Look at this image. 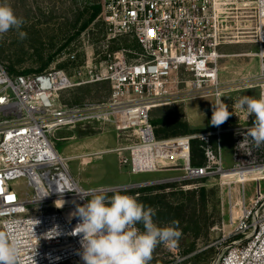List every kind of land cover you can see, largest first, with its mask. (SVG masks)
<instances>
[{
	"label": "built area",
	"instance_id": "obj_1",
	"mask_svg": "<svg viewBox=\"0 0 264 264\" xmlns=\"http://www.w3.org/2000/svg\"><path fill=\"white\" fill-rule=\"evenodd\" d=\"M231 4L228 0H102L98 17L106 23L109 37L131 35L142 51L130 61L124 50L108 54L96 73L86 63V81L75 82L56 69L12 76L0 62V228L19 237L21 264H84L78 254L80 236L71 234L79 218L70 214L87 203L88 198L81 197L90 191L74 179L68 158L51 141L58 129L84 121L112 123L117 135L129 140L107 152H116L119 165L131 174L169 168L181 173L174 182L220 175L243 186L256 183L215 264H264V146L237 147L253 124L252 116L237 103L240 99L227 108L235 120L249 124L228 128L220 124L211 131L160 139L151 122L152 110L159 106L209 96L215 104L223 103V94L246 88L257 87L260 95L264 93V0L243 5L240 27ZM241 41L258 46L253 56L259 60V71L250 82L244 78L247 83L223 84L220 47ZM76 75L82 77L83 71ZM95 81L110 83L105 102L57 105L59 92ZM224 133L232 135L231 168H225L222 159ZM192 139L204 143L201 165L192 164ZM120 150L127 155L120 156ZM21 178L26 191L19 193L15 182ZM65 188L72 191H59ZM58 200L64 201L62 207L56 206Z\"/></svg>",
	"mask_w": 264,
	"mask_h": 264
},
{
	"label": "rangeland",
	"instance_id": "obj_2",
	"mask_svg": "<svg viewBox=\"0 0 264 264\" xmlns=\"http://www.w3.org/2000/svg\"><path fill=\"white\" fill-rule=\"evenodd\" d=\"M228 1L232 2L230 7L234 14L239 16L237 26L240 27V10L249 0ZM5 2L12 6L18 17L23 18L25 23L21 31L27 33L25 39H20L16 30L0 36V62L12 76L56 69L64 70L75 82L86 81L89 78L86 63L92 65L96 73L99 64L108 54L124 50L126 59L130 61L142 51L140 44L131 35L109 37L106 23L98 17L102 11V0H0V3ZM95 7H98L97 15L90 22ZM224 47L230 52L248 53V56L236 57L230 61L232 71L222 72L223 83L228 84L232 80H236L235 83L250 82L251 77L258 73L259 60L253 56L258 51V46L254 42L241 41L225 44ZM247 66L252 70L246 78L248 81L244 80ZM77 70L83 71L82 77L76 75ZM110 93L111 86L108 81L85 82L59 92L56 103L63 108L82 107L105 102ZM238 96L259 98L260 89L246 88L223 94L222 101L229 106ZM213 103L215 104L214 97L209 96L159 106L152 110L151 119H178L185 122L190 131L175 136L206 132L217 126L211 122ZM227 110L229 111L228 108ZM252 118L253 123L254 115ZM227 120L232 121V115ZM226 121L221 124L223 128ZM154 127L156 134L159 126ZM117 133L112 123L84 121L58 129L51 135V141L57 152L68 158L70 173L87 191L122 186L130 187L119 191L136 190L168 183L176 186L163 191L184 190L182 185H190L186 190L191 191L203 187L204 200L198 195L195 207H191L178 220V227L182 231L178 245L174 248L158 245L149 264H215L228 245L229 239L226 240V237L235 226L244 202L254 194L256 183L248 182L243 186L236 179L220 175L197 182H174L173 179L181 173L169 168L131 174L119 165L116 152H107L128 144L129 140ZM220 146L224 167L231 168L233 142L230 133L222 134ZM15 186L19 193L26 191L23 178L15 182ZM114 192L118 191H107L108 194ZM159 192L162 190H153L152 194ZM169 201H175V197L169 198ZM154 222L161 227L171 225V222ZM139 227L142 229V226Z\"/></svg>",
	"mask_w": 264,
	"mask_h": 264
},
{
	"label": "clouds",
	"instance_id": "obj_3",
	"mask_svg": "<svg viewBox=\"0 0 264 264\" xmlns=\"http://www.w3.org/2000/svg\"><path fill=\"white\" fill-rule=\"evenodd\" d=\"M24 23L10 4L0 3V36L16 30L19 38L25 39L27 33L21 31ZM237 103L248 117H255L237 147L264 146V93L259 98L244 96ZM230 115L224 103H213V125L224 123ZM65 190L72 191L67 188L59 191ZM81 198H88L87 203L77 205L70 215L79 218L71 234L80 236L78 254L84 264H149L158 245L174 248L182 236L179 221L158 226L153 220L156 210L132 195L121 192L108 195L106 190L100 189L87 195L83 193ZM63 203L58 200L56 206L62 207ZM20 252L19 237L13 231H0V264H21Z\"/></svg>",
	"mask_w": 264,
	"mask_h": 264
},
{
	"label": "trees",
	"instance_id": "obj_4",
	"mask_svg": "<svg viewBox=\"0 0 264 264\" xmlns=\"http://www.w3.org/2000/svg\"><path fill=\"white\" fill-rule=\"evenodd\" d=\"M98 7H95L93 14L89 21L95 19L97 15ZM151 122L154 126H159L156 129L157 138H168L177 134H185L190 130L185 122L178 119L176 120H156ZM211 131V130H209ZM214 142V137L211 138ZM204 143L199 139H192L191 141V161L194 165H201L204 163ZM175 184H160L157 186L144 187L136 190L118 191L129 195H134L135 198L146 206H150L156 210V215L153 220L160 222H172L178 221L183 217L191 207H195V199L198 195L204 200L205 189H193L191 190H174L171 192L163 191L167 188H174ZM153 190H162V192L152 194ZM116 193V192H114ZM110 193L108 195H112ZM175 197V201H169V198Z\"/></svg>",
	"mask_w": 264,
	"mask_h": 264
},
{
	"label": "crops",
	"instance_id": "obj_5",
	"mask_svg": "<svg viewBox=\"0 0 264 264\" xmlns=\"http://www.w3.org/2000/svg\"><path fill=\"white\" fill-rule=\"evenodd\" d=\"M233 44V43H232ZM225 45H223L222 47H220V52L224 55V57H222L221 59H220V67H221V74H222V72L223 71H228L229 73H230V71H232L231 69H232V65H231V63H230V61L231 60H233L234 58H236V57H240V56H248L247 54L248 53H246V54H238V53H234V52H230V51H227L226 50V47H224ZM254 54V53H253ZM244 68H246V66H244ZM258 71H259V65H258ZM230 70V71H229ZM252 72V70L251 69H249V67L247 66V69H246V73L244 74V78H248L249 77V74L248 73H251ZM221 81H222V76H221ZM236 80H232L231 82H229V83H232V82H235ZM222 83H223V81H222ZM223 84H225V83H223ZM241 90V89H240ZM235 92V91H234ZM230 93H232V92H230ZM240 98H242L241 96H238V97H235L234 99H233V101L234 100H237V99H240ZM195 119V118H194ZM252 120H253V118H251V121H250V123H252ZM238 124H249V122H245V121H239V120H235L234 118H233V120L231 121V120H227L226 121V125H225V127L224 128H228V127H234V126H237Z\"/></svg>",
	"mask_w": 264,
	"mask_h": 264
},
{
	"label": "water",
	"instance_id": "obj_6",
	"mask_svg": "<svg viewBox=\"0 0 264 264\" xmlns=\"http://www.w3.org/2000/svg\"><path fill=\"white\" fill-rule=\"evenodd\" d=\"M144 184H149V183H144ZM130 186H122V187H113V188H110V189H108V190H106V191H119V190H123V189H127V188H129Z\"/></svg>",
	"mask_w": 264,
	"mask_h": 264
},
{
	"label": "bare ground",
	"instance_id": "obj_7",
	"mask_svg": "<svg viewBox=\"0 0 264 264\" xmlns=\"http://www.w3.org/2000/svg\"><path fill=\"white\" fill-rule=\"evenodd\" d=\"M119 155L120 156H126L127 155V151L126 150H120Z\"/></svg>",
	"mask_w": 264,
	"mask_h": 264
}]
</instances>
